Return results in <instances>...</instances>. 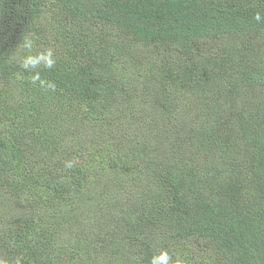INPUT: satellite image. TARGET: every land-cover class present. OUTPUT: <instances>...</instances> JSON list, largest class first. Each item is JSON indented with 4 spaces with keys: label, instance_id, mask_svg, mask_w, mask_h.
<instances>
[{
    "label": "trees",
    "instance_id": "obj_1",
    "mask_svg": "<svg viewBox=\"0 0 264 264\" xmlns=\"http://www.w3.org/2000/svg\"><path fill=\"white\" fill-rule=\"evenodd\" d=\"M0 264H264V0H0Z\"/></svg>",
    "mask_w": 264,
    "mask_h": 264
}]
</instances>
